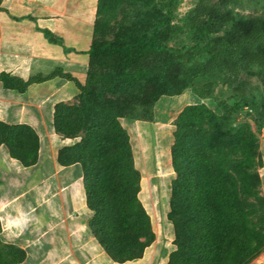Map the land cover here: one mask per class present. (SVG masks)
Here are the masks:
<instances>
[{
  "label": "trees",
  "instance_id": "trees-1",
  "mask_svg": "<svg viewBox=\"0 0 264 264\" xmlns=\"http://www.w3.org/2000/svg\"><path fill=\"white\" fill-rule=\"evenodd\" d=\"M262 1L197 0L194 8L174 23L179 0H166L145 12L126 14L114 39L102 41L99 39L109 32L111 22L105 14L104 0H99L84 85L62 69L26 82L10 78L14 87L26 89L60 76L79 87L80 99L100 103V114L90 115L93 122L83 116L80 106H63L57 111L55 124L57 131L68 138H80L86 132L77 147L76 162L83 166L88 206L94 212L91 228L116 262L138 258L135 252L141 250L140 235L151 230V217L137 197L141 190L133 153L120 120L153 123L159 103L194 92L199 101L185 108L179 117L181 123L217 124L219 117L204 103L213 95L217 83L233 88L245 72L258 69L264 75V17L239 19L228 9ZM184 40L191 44L180 47ZM149 56L158 58V62L139 68ZM106 64L110 66L109 73L93 70ZM137 85L153 88L147 99L131 102L128 97L117 98L131 93ZM246 108L264 126V108L252 93L246 95L242 106L235 105L232 110ZM0 124L8 130L0 145L6 144L12 156L24 164L34 163L40 145L35 131L28 126ZM188 134L180 135L179 129L174 134L178 140L173 151L177 178L172 184L176 201L171 203L175 208L171 218L177 233L184 226L186 245L175 252L177 258L174 255L172 264L185 256H193L201 264H249L264 250V237L251 227L249 213L240 201L239 185L225 169L217 149L203 135H194L191 141L199 148L188 158L184 148ZM236 142L242 158L237 171L243 181L240 187L244 193L258 197L255 189L262 180L259 173H254L256 136L243 129ZM177 215L182 220L176 219ZM1 231L0 222V234ZM192 231L195 237L189 235ZM9 251L0 253V264L18 263L20 250Z\"/></svg>",
  "mask_w": 264,
  "mask_h": 264
},
{
  "label": "crops",
  "instance_id": "crops-1",
  "mask_svg": "<svg viewBox=\"0 0 264 264\" xmlns=\"http://www.w3.org/2000/svg\"><path fill=\"white\" fill-rule=\"evenodd\" d=\"M98 4L99 0H0V123L10 127L28 126L40 140L36 160L30 164L14 158L6 144L0 145V222L3 229L8 227L11 233L17 232L18 235L37 234L40 230L51 234L50 238L37 236L33 245L27 246L33 253L28 252L26 264H37L35 252L51 247L65 252L64 258L60 257V264H65L66 260L70 264L153 262L146 261L145 257L125 263L112 261L88 228L90 208L81 183L80 166L63 164L59 156V151L70 147L74 139L58 132L55 124L61 107L75 106L79 102V87L73 81L57 76L26 89H18L10 79L26 82L39 75L48 77L62 69L84 85L90 66ZM192 96V104L199 101L198 97ZM49 189L50 196L40 197ZM67 190L71 193L68 194ZM38 201L47 202L46 212L50 215L42 208L40 212L45 220L53 219V214L55 218L66 216L68 211L84 216L81 220L72 221V227L70 220L66 219L68 230L62 245H58L64 234L61 224L52 231L46 225L40 226L39 220L26 227L27 220L21 216L19 207L27 203L30 211L32 203L34 212ZM29 211H26V216L33 214ZM65 255L71 259H66Z\"/></svg>",
  "mask_w": 264,
  "mask_h": 264
},
{
  "label": "rangeland",
  "instance_id": "rangeland-1",
  "mask_svg": "<svg viewBox=\"0 0 264 264\" xmlns=\"http://www.w3.org/2000/svg\"><path fill=\"white\" fill-rule=\"evenodd\" d=\"M163 1L166 0H104L105 14L111 22V28L109 32L99 40H113L115 35L120 31L121 24L126 14H133L137 11L145 12L153 6L159 7ZM196 3L197 0H179L174 23H178L183 19L187 13L194 8ZM228 10L236 14L239 19L246 17H264V0L259 3L253 2L250 5L245 3L239 7H230ZM190 44L191 42L189 40H184L179 43V46L182 47ZM170 46L172 47L173 45L170 44ZM157 62L158 58L149 56L143 61L139 68H148ZM93 70L99 73H109L110 66L107 64L104 66L101 65L97 68H93ZM142 87V85H137L131 93L120 94L117 98L124 100L128 97L127 99L131 102L134 101L133 99L145 100L149 97L153 88L151 86H146L145 89H142ZM249 93L254 94L257 101H259L264 108V75L261 74L258 69L245 72L239 79L238 84L233 88L225 86L222 82L217 83L211 98L204 101V103H206V105H208L219 117L217 124H214V122H203L200 123L199 126H194L193 123H181L182 119L179 117L185 108L192 104V95L196 96L194 92H189V94L184 96L166 99L159 103L156 108L155 122L153 123L145 122L141 124L128 119L120 120L129 139V144L133 153L132 162L141 190L137 194V197L151 217V230L148 231V233L140 235L142 237L139 242V248H141V250L135 252L138 258L134 260L145 257L146 261H153L151 262L152 264H172L174 261H171V259L173 260L174 255L176 257L177 254L175 252H178V250L180 251V249L184 248L186 245V236L183 231L184 226H182L180 232L177 233L173 218H171L172 214L175 213V208L172 207L171 203L172 200L176 201V198L173 196L172 184L177 178V172L174 169L173 151L174 145L178 144L176 143L178 140L174 137L178 129L180 135H183L185 132L189 133L188 136L190 137L188 138V144L184 147L188 153V158L193 157L192 155H194L199 148V146L194 145L191 141V137L194 135H203L206 142H210V144L217 149L225 169L228 171L229 175L232 176L235 183L239 185L240 201L244 204L249 213L251 227L264 237V200L261 199L262 197L264 198V170H262L264 165V126L258 124L253 117L250 116L248 108L241 111H239V109L236 111L232 110L235 105L239 107L242 106L246 95ZM109 97L116 98L114 96H108L107 98ZM99 104L97 100L88 102L85 98V100L79 99V102L76 103L74 107L80 106L83 116L86 118L89 117L91 122H93V118L90 117V115L94 116L96 113L100 114L101 109L98 107ZM226 106L229 108L228 112L225 111ZM243 129H249L257 139L255 149V161L257 165L254 166V173H259L262 180V184L255 189L256 193L259 194L258 197L244 193L243 188L240 187L243 181L240 179L241 173L237 171L239 168L238 164L241 162L242 158H240L241 154L239 155L240 151L236 139L237 135ZM7 132L6 126L0 124V142L5 140L4 136H6L5 134H7ZM84 136H86V132L81 133L80 138L72 140L74 143L72 142L73 144L70 147H65L59 151L61 163H75L80 166L83 175L81 181L82 187H85L84 171L82 164L76 162V152L78 145H81L79 142L83 141ZM189 151H192V153ZM67 192L68 194L71 193L69 190H67ZM42 193H44L40 196L42 198L46 195H51L50 189ZM36 204L38 208L34 210V212H32V203H30V211L28 206L26 207L27 203L26 205L24 204V207L22 205L20 206L23 208L19 207V210H22L21 216H24L27 220L26 227H29L32 221L35 223L39 220L41 223L39 224L40 226L42 224L46 225V227H50L49 229L52 231L56 229L55 226L57 224H61L64 234H62L61 239H59L61 243H58V245H62L65 241V232L68 230L66 219L70 220V226L72 227V221L81 220V218L84 217L83 215H74V213L68 211L66 216H60V219L57 216L55 218L53 214V219L45 220L42 214L40 215V212L42 211L41 208L45 212L48 210L47 202L40 201L39 203L38 201ZM13 209L16 211V208ZM26 211L33 214L31 216L27 214L26 216ZM93 218L94 212L90 210L89 218L87 219L88 228L91 229L93 235L97 237L91 228ZM61 219H65V221L62 222ZM176 219L180 221L182 217L177 215ZM46 221L48 222L46 223ZM185 222H187V220H185ZM10 226L14 227V224L10 223ZM187 226H189V224H187ZM194 227H196V225H194ZM195 230L197 231V229ZM46 233L47 230H40L37 234L30 232L25 236L24 234L18 235L17 232L11 233L8 227L4 229L2 227L0 234V253L8 252L12 249H19L21 252H18L17 264H26L28 252L30 251V253H33V250H29L30 248H27V246L33 245V241H36L35 238L37 236L38 238H50L51 234ZM195 233V231H192L189 235L195 237ZM97 242L100 244L98 237ZM40 252V250L35 252L37 255L35 259L39 261L37 264H60V257L64 258L65 253L64 251L54 250L53 247L41 252L42 255ZM107 255L109 254L107 253ZM65 256L66 259H71L69 256ZM81 256L84 257L86 255L81 254ZM110 258L112 261L116 262L112 257ZM97 259L99 260L100 258L97 257ZM180 259L181 261L178 262V264H201L199 260L194 261L193 256L180 257ZM65 264H70L69 260H66ZM102 264L104 263L102 262ZM249 264H264V250Z\"/></svg>",
  "mask_w": 264,
  "mask_h": 264
}]
</instances>
